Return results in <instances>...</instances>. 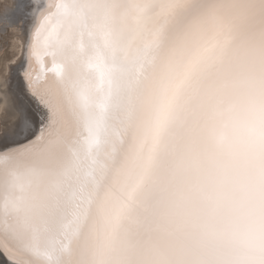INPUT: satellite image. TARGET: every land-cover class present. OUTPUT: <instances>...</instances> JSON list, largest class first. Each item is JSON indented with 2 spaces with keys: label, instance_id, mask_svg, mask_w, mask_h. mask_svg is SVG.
Masks as SVG:
<instances>
[{
  "label": "snow or ice",
  "instance_id": "6c2138e0",
  "mask_svg": "<svg viewBox=\"0 0 264 264\" xmlns=\"http://www.w3.org/2000/svg\"><path fill=\"white\" fill-rule=\"evenodd\" d=\"M0 264H264V0H0Z\"/></svg>",
  "mask_w": 264,
  "mask_h": 264
},
{
  "label": "bare ground",
  "instance_id": "6f19581e",
  "mask_svg": "<svg viewBox=\"0 0 264 264\" xmlns=\"http://www.w3.org/2000/svg\"><path fill=\"white\" fill-rule=\"evenodd\" d=\"M2 88H3L2 80H0V102L3 101Z\"/></svg>",
  "mask_w": 264,
  "mask_h": 264
}]
</instances>
